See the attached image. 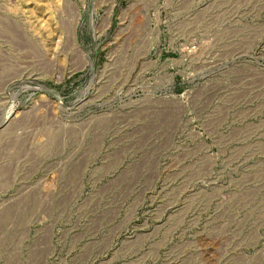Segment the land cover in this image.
I'll list each match as a JSON object with an SVG mask.
<instances>
[{
	"label": "rangeland",
	"instance_id": "rangeland-1",
	"mask_svg": "<svg viewBox=\"0 0 264 264\" xmlns=\"http://www.w3.org/2000/svg\"><path fill=\"white\" fill-rule=\"evenodd\" d=\"M0 264H264V0H0Z\"/></svg>",
	"mask_w": 264,
	"mask_h": 264
}]
</instances>
